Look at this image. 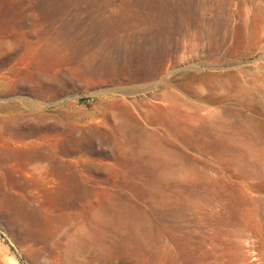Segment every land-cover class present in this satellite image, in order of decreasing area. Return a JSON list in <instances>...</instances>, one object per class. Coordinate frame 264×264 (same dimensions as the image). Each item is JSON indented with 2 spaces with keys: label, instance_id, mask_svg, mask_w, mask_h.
Masks as SVG:
<instances>
[{
  "label": "rangeland",
  "instance_id": "1",
  "mask_svg": "<svg viewBox=\"0 0 264 264\" xmlns=\"http://www.w3.org/2000/svg\"><path fill=\"white\" fill-rule=\"evenodd\" d=\"M4 104L0 264H264V0H0Z\"/></svg>",
  "mask_w": 264,
  "mask_h": 264
},
{
  "label": "bare ground",
  "instance_id": "2",
  "mask_svg": "<svg viewBox=\"0 0 264 264\" xmlns=\"http://www.w3.org/2000/svg\"><path fill=\"white\" fill-rule=\"evenodd\" d=\"M90 71L92 70L90 69ZM14 85H15L14 90L27 89L30 92L34 91L31 88H25L22 84H19V83H14ZM0 108L8 109L9 105L4 104V105H1ZM20 123H21V119L14 117L13 114L3 115L2 117H0V131H5L6 133H9L19 139H24L30 134V129L27 127L21 126Z\"/></svg>",
  "mask_w": 264,
  "mask_h": 264
}]
</instances>
